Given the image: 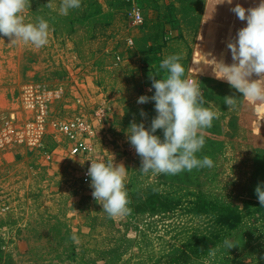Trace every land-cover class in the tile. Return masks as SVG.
<instances>
[{
  "label": "rangeland",
  "instance_id": "obj_1",
  "mask_svg": "<svg viewBox=\"0 0 264 264\" xmlns=\"http://www.w3.org/2000/svg\"><path fill=\"white\" fill-rule=\"evenodd\" d=\"M201 2L81 0L64 16L61 0H51L52 8L48 0H31L22 15L26 23L37 17L49 22L48 44L37 49L0 38L1 138L17 116L28 117V88L63 92L51 105L43 148L6 140L0 145V264H264V207L255 193L264 185V101L239 98L214 66L181 58L184 78L196 82L204 106L219 113L196 154L214 166L143 174L126 135L133 119L150 127L155 102L137 100L154 94L147 92L150 74L163 75L159 64L169 56V43L198 24ZM133 11L144 16L142 25ZM100 89L115 114L94 153L127 168L130 212L123 217L110 218L93 199L91 181L82 176L85 161L52 127L90 115L77 98ZM232 95L238 103L228 108L224 97ZM155 134L163 139L162 130ZM237 214L242 223L219 234L224 217ZM226 238L236 246L224 248Z\"/></svg>",
  "mask_w": 264,
  "mask_h": 264
},
{
  "label": "clouds",
  "instance_id": "obj_2",
  "mask_svg": "<svg viewBox=\"0 0 264 264\" xmlns=\"http://www.w3.org/2000/svg\"><path fill=\"white\" fill-rule=\"evenodd\" d=\"M227 2L231 4L232 0ZM30 3L31 0H0V38L39 49L49 42L50 25L43 17H37L35 23L25 22L22 14L30 8ZM47 7H53L51 0ZM80 7L81 0H61L59 13L67 16L69 10ZM231 11L240 21H246V25L227 44L232 63L213 59L215 70L220 73L216 77L242 94L239 98L250 102L264 101V0L247 9L236 4ZM180 60L178 54L163 59L159 64L163 75L157 73L149 77V91L154 89V94L141 95L137 100L138 104L155 102L156 116L150 127L133 119L126 131L128 142L140 157L139 170L143 174L175 175L214 166L210 157L198 158L196 154L205 145V130L219 118V113L204 106L207 102L201 88L184 78L185 69ZM239 98L225 96L224 103L228 108H234ZM140 115L146 117L147 114L141 109ZM157 130H162L163 139L155 134ZM87 176L91 178L93 199L110 218L123 217L130 212L125 184L127 168L123 163L91 161ZM255 193L260 206L264 207V185L258 184ZM222 246L229 250L236 245L226 238ZM219 247L210 249L209 255L214 257Z\"/></svg>",
  "mask_w": 264,
  "mask_h": 264
},
{
  "label": "built area",
  "instance_id": "obj_3",
  "mask_svg": "<svg viewBox=\"0 0 264 264\" xmlns=\"http://www.w3.org/2000/svg\"><path fill=\"white\" fill-rule=\"evenodd\" d=\"M131 16L136 24L144 23V16L140 11L131 12ZM117 60L120 61V57ZM149 89L147 92L153 93L154 89L152 91ZM62 93V90L57 88L46 90L28 88L25 92L24 108L27 112L29 111V115L24 121L17 116L16 121L12 123L15 126L10 125L6 138H1L0 133V145H3L6 140L43 148L45 146L44 137L49 131L47 126L51 105L63 96ZM107 97L104 89L98 90L94 95L86 92L85 95L77 98V103L81 105L82 110H88L90 115L80 114L52 125L54 131L69 142L70 153L81 156L85 161L82 176L88 181H91V178L87 176L91 161L105 162L94 153V145L100 136V131L114 120L115 109ZM19 120L24 125H18Z\"/></svg>",
  "mask_w": 264,
  "mask_h": 264
},
{
  "label": "crops",
  "instance_id": "obj_4",
  "mask_svg": "<svg viewBox=\"0 0 264 264\" xmlns=\"http://www.w3.org/2000/svg\"><path fill=\"white\" fill-rule=\"evenodd\" d=\"M259 2L260 0H232L229 4L227 0H202L198 24L186 32L180 30L183 37L179 36L174 42H170L172 45L169 43V56L178 54L181 58H187L188 65L200 60L206 68L214 66L213 59H223L225 63L231 64V52L227 44L246 25V21H240L231 8L240 4L247 9L257 6Z\"/></svg>",
  "mask_w": 264,
  "mask_h": 264
},
{
  "label": "trees",
  "instance_id": "obj_5",
  "mask_svg": "<svg viewBox=\"0 0 264 264\" xmlns=\"http://www.w3.org/2000/svg\"><path fill=\"white\" fill-rule=\"evenodd\" d=\"M242 216L241 214H237L233 217L225 216L222 221V229L220 230L219 234H224L229 230H234L242 223Z\"/></svg>",
  "mask_w": 264,
  "mask_h": 264
}]
</instances>
